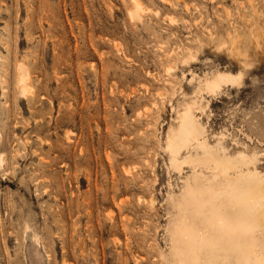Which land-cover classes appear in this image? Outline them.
I'll list each match as a JSON object with an SVG mask.
<instances>
[{"label":"rangeland","instance_id":"obj_1","mask_svg":"<svg viewBox=\"0 0 264 264\" xmlns=\"http://www.w3.org/2000/svg\"><path fill=\"white\" fill-rule=\"evenodd\" d=\"M136 1L0 0V264H168L190 102L264 176V0ZM219 72L241 77L194 92Z\"/></svg>","mask_w":264,"mask_h":264},{"label":"bare ground","instance_id":"obj_2","mask_svg":"<svg viewBox=\"0 0 264 264\" xmlns=\"http://www.w3.org/2000/svg\"><path fill=\"white\" fill-rule=\"evenodd\" d=\"M138 7L139 4L135 6ZM231 50L235 55L237 47L233 44ZM240 55L247 58L246 53ZM249 64L244 62L243 70H248ZM24 74L18 82L22 87L28 77ZM240 77L241 74L219 72L198 85L194 92L215 95L223 86L237 85ZM24 87L26 92L28 89ZM202 108L200 101L190 102L175 115L176 125L165 132L168 166L178 174H182L184 167L190 172L181 178L179 192L167 195L171 213L165 233L169 237L170 253L168 257L164 255V260L168 264H264V176L258 170L259 154L245 147L232 153L223 137L210 144L207 131L195 113L202 112ZM232 145L237 147L238 143L234 141ZM3 164L1 157L0 167ZM35 237L32 234V240Z\"/></svg>","mask_w":264,"mask_h":264}]
</instances>
